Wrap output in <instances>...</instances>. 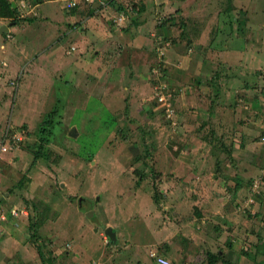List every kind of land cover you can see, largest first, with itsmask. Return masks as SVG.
Listing matches in <instances>:
<instances>
[{
    "label": "rangeland",
    "instance_id": "obj_1",
    "mask_svg": "<svg viewBox=\"0 0 264 264\" xmlns=\"http://www.w3.org/2000/svg\"><path fill=\"white\" fill-rule=\"evenodd\" d=\"M161 1L160 7L147 8V16L153 17L156 10L160 14L166 11L164 14L173 18L148 36L149 56L137 52L140 46H132L128 56L121 52L118 59L142 64L139 82L124 85L136 94L115 95L113 101L91 97L86 109L97 112L95 117L80 110L72 116L73 111L64 108L65 82L60 69L52 66V73L45 72L58 76L55 80L61 90L54 96L50 89L42 91L40 84L46 81L31 83L30 66L18 80L14 75L13 80L6 78L9 84L18 81L19 89L14 101L9 94L0 103V118L5 122L0 124V135L10 125L9 134L16 139L0 158V264H48L45 260L49 264H157L153 254L169 264H181L174 250L179 238L190 252H199L191 247V233L183 223L197 217L200 210L193 208L192 202L198 195L202 198L204 189L208 196L216 194L220 209L224 205L222 213H213L208 222L213 224L211 235L217 242L212 252L205 253L206 259L212 264H264V130L255 129L256 122L264 125V106L258 102L260 98L264 104V11L247 18L244 34H235V21L226 20V30L221 29L217 36L205 35L204 39L211 41L202 51L194 52L186 43L187 49L181 53L177 39L191 36H184L182 32L188 31L180 29L179 23L187 24L184 18L173 15L188 7L181 0ZM33 2L19 0L16 17H28ZM116 2L123 1L111 3L113 11L118 7ZM211 4L208 12L221 8L226 15L232 10L227 0H213ZM133 5V9L129 3V7L118 10L124 16L122 23L136 20L145 9L143 0ZM263 7L260 2L258 8ZM248 8L253 10L250 5ZM248 8L244 6L236 14L242 15ZM258 8L251 12H258ZM48 12L60 19L69 15L60 0L50 4L44 14ZM49 27L42 26L33 33L32 41L39 45L29 47L24 62L33 56L37 61L46 59L43 55H50L58 33L64 36L63 26ZM19 39L18 34L14 41ZM10 44L8 41L6 46ZM63 44L64 48L69 46L67 40ZM193 52L199 62L203 54L206 56L204 70L212 68L207 78H197L204 82L200 86L206 94L203 101L193 98L196 71L189 69L188 75H183L178 68L177 57ZM60 57L61 62L68 59L63 53ZM5 85L12 92L14 86ZM243 90L246 95L241 94ZM77 93L74 90L71 95L73 106H83L85 99L74 97ZM139 93H144L143 97ZM160 96L163 102L158 100ZM239 104L260 110L252 115ZM81 119L85 122H79ZM245 123L252 128L253 139L246 138ZM25 124V133L17 131ZM71 128L75 135H69ZM209 128L214 134L207 133ZM205 136L211 139L207 141ZM41 141L47 142L45 158H34L35 143ZM246 167L250 170L247 174ZM182 170L177 175L185 176H176L174 171ZM255 181L258 193L251 190ZM191 186L196 188L193 193ZM25 199L40 208L41 202L51 208L37 238L31 237L29 224L36 221L38 210L30 204L26 207ZM177 206L186 211H179ZM13 208L15 213H11ZM89 210H93L91 218L86 217ZM107 228L115 231L114 244L108 242ZM185 233L188 239H184ZM12 238L18 239L19 247ZM37 245L44 261L36 252ZM191 260L185 263L206 264Z\"/></svg>",
    "mask_w": 264,
    "mask_h": 264
},
{
    "label": "crops",
    "instance_id": "obj_2",
    "mask_svg": "<svg viewBox=\"0 0 264 264\" xmlns=\"http://www.w3.org/2000/svg\"><path fill=\"white\" fill-rule=\"evenodd\" d=\"M57 1L59 0H35V2L32 4V8L28 11L31 14L27 15L28 17L24 16V18L30 19L29 21L23 20L17 24H13L12 22H7L3 18H0V30H2L1 32H6L4 36H0V103L5 101L7 95L9 94L12 95V101H14L18 93L19 83L18 81H13L9 84L5 80L8 76L12 77V75H14L18 80L21 78L22 73L27 66H30L31 69V75L29 76L31 83L34 82L36 85H39V81L44 80L46 83L43 84L41 82L40 84L43 92H46V90L50 89L53 96L54 94L59 93L61 87L58 85V83H56L55 80L58 76H55L54 74H45V72H51L53 67H55L56 71L59 69L61 70L64 77V108L66 107L72 110V116H74L77 110H80V112L84 111L95 117L97 112L87 111L86 109V105H88L89 99L91 97H95L98 101H102L103 99H112L115 95L123 96L127 94L126 97H129L130 92H132V94H136L135 92L130 91L127 85H124L126 83L129 84L128 82L131 84L139 82V72L142 70V68L140 69L142 64L139 66L127 61L124 63L118 59L120 58L121 54L123 56H128L127 52L133 48L132 46H140L141 49L136 48L137 52L141 53L144 51L146 54L143 55L149 56V54H147L149 53L147 48L148 45H146L148 44L146 42L148 40V36L151 37L155 30L161 28L159 27V24H161L164 17L168 18V16H166L167 14H164L166 11H164L162 15L159 12H156V10L153 17L150 15L147 16V8H151L150 6L160 7L163 4V1L161 0H143L145 9H141L138 14V18H136V20H127L125 23L116 20L120 15L118 10L113 11L110 5L106 6L105 8L99 7L97 1L89 2L87 0H60L61 6L67 10V13L69 14L68 16L61 15L63 18L60 19L56 13L48 12L44 14V11L48 10L50 4ZM71 1L75 2V5L68 8L67 5ZM122 1H127L128 3L126 4H133L132 1L136 2L138 0ZM181 1L188 8H185L180 12H176V15L173 16H176L177 19L184 18L187 24L183 26L181 23H179L180 29L188 31L182 32L185 34L184 36H191L189 38H181V40L177 39L176 47L179 49L178 45L181 44V50L179 51L181 53L187 49V46L190 47L191 50H194V52L198 49H201L202 51L203 46L211 41V39L205 40V35L211 37L214 32L217 34V32H219L221 29L226 30L228 28V22L226 23V20L228 21L233 19L235 21V34H244L248 23L247 18H251V15L255 16L256 14H260L264 11V7L260 9L258 8L259 3H264V0H227V4L230 5L229 8L232 10L229 12L230 14L226 15L225 13H222L221 8H216L214 11L208 12V8H213L211 4L213 0ZM11 2L15 4V1L11 0ZM248 3L251 9L255 10L258 8V12L254 13L251 12L253 10L249 11ZM244 6L246 10L248 8V12H245L242 15H237L236 12ZM172 18L173 17H171V19ZM150 20L152 23L149 27ZM187 20H191L192 22ZM240 21L241 23H239ZM64 23L67 26L66 28L63 25ZM51 25L56 27L63 26L64 30L62 34L64 36L61 37L59 36L60 32L58 33L55 42H53L50 46V55H43L46 59H40L37 61V57L33 56L31 60L24 62L23 58L28 54L29 47H37L39 45L37 40L36 42L32 41V39L35 38L33 33L37 32L42 26L44 28H48ZM161 25H166V23ZM7 26L9 27L6 28ZM18 34L20 35V39L15 42L14 40ZM125 34H129V36ZM194 37L197 38L194 39ZM133 39H135V43L132 42ZM29 40L31 41L30 44L24 45ZM65 40H67L69 43L67 48H64L63 41ZM8 41L11 43L10 46H6ZM138 41L141 43L138 44ZM186 43H188L187 46ZM225 49L222 51H225ZM43 52L44 49L41 50L39 54L42 55ZM194 52L191 55L180 54L177 57L180 62L178 68L180 72L183 71V75H188L189 69H191V72L196 71L197 77L193 76V81L196 83L194 85L196 94L193 96V98L195 100L198 99L199 101H203L202 97H206V94L200 91V86L204 82L197 81V78L200 75L206 76L204 78H207V76L211 73L212 68L210 67L208 70H204L205 67L203 63L206 60V56L203 54L202 60L199 62L197 58L193 57ZM61 53L67 56L68 59H63L61 62ZM186 59H188V61H185ZM131 62H133V59ZM61 66H63L62 69ZM146 70L148 72V68ZM201 70L203 72H201ZM126 72L127 75L125 76L124 74ZM122 78H124L125 81H123ZM13 79L14 77H12V80ZM5 84L14 86L12 92L9 91ZM74 90L78 92V95H75L74 97L85 99L83 106H73L74 103L71 100V95L73 94ZM246 93L247 92H245V90L241 92L243 95H246ZM143 94L144 93H139L138 95L143 97ZM244 98L246 99L245 96ZM135 99V97L132 98V100ZM113 100L114 99H112V101ZM258 102L260 107L264 106L263 101H260V98H258ZM239 106L242 107L240 104ZM110 108L111 106L107 109ZM248 108L249 107H244L243 109L247 110L248 112L251 111L252 115L256 113V110H260V108H256V110L253 107H251L250 110H248ZM84 109H86V111ZM208 112L210 114V111ZM252 119L253 118H250L249 121H252ZM1 122H4V119L0 118V124ZM79 122L84 123L85 120L81 119ZM246 124L247 123L242 126L243 129L246 127V133L249 134L246 136V138L248 140L253 139V136H251L253 130ZM256 124L258 125H255L256 131L264 130V125L262 126L261 122H256ZM17 131L20 132L21 129L19 128ZM224 131L225 129L223 128V132ZM223 134L225 135V133ZM263 138L264 136L261 138L262 142H264ZM210 139L211 137H209V140ZM0 144H2V142H0ZM3 152L0 153L1 157H4L2 154ZM249 171V168L246 167L244 173L247 174ZM174 172L178 177L185 176L184 173L177 175L179 172H184L183 170ZM198 179H200V176H198ZM195 190L196 188L191 186L190 191L193 193ZM201 194L202 198L200 195H198V198L192 202V207L200 210L196 215L197 217L193 220L188 219V222L183 223V228L187 229V232L191 233L189 239L186 238L185 233L183 236L184 239H188L191 242V247H196L197 251L199 252H194V250L190 252L184 247L185 242L182 241L183 239L179 238L178 242L180 244H177L174 250L176 257L181 260V264H186L185 261L191 259V261L198 263L205 261L206 264H212L210 263V260L206 259L205 253L208 251L212 252L217 240L215 235H211V231H214L211 229L213 228V224H209L208 222L213 217V213H222L224 205L221 209L219 208V199L216 198V194H213L212 192L210 193V196H208L207 191L204 189ZM177 207L179 211L185 210L179 206ZM12 210L16 211L14 208L11 209V211ZM218 216L223 217L224 215L218 214ZM188 223L190 225H188ZM196 228L199 230H196ZM6 231L7 229H5V233ZM233 240L237 239L234 238ZM12 242L15 243V246H20L18 239L12 238ZM220 256L222 257V255ZM7 258H10V256L8 255Z\"/></svg>",
    "mask_w": 264,
    "mask_h": 264
},
{
    "label": "trees",
    "instance_id": "obj_3",
    "mask_svg": "<svg viewBox=\"0 0 264 264\" xmlns=\"http://www.w3.org/2000/svg\"><path fill=\"white\" fill-rule=\"evenodd\" d=\"M15 1V4L16 6L13 7L12 5V2L11 0H0V18H6L9 20V22H12L13 24H17L19 23L20 21H29L30 19H27V18H24V17H16V14L18 13V9H19V5L17 4L19 0H14ZM115 1L116 0H113L111 1V3L113 2V4H115ZM139 1V0H138ZM110 3V4H111ZM117 3V8L115 10H122V8L125 9L126 6L129 7V4H126L125 2H116ZM132 3H135L132 1ZM135 5V4H134ZM132 4V9H133V6ZM171 18L170 17H164L161 24L163 23H166L167 21H170ZM9 26H7L6 28H8ZM6 34V32H0V36H4ZM213 36H217L216 33L213 34ZM47 122V121H45ZM43 123V125H47L48 123ZM50 122V121H49ZM21 129L22 132L25 133V131H27V125H23L22 127H19ZM45 129H47L46 127H44ZM42 128V131H45V129ZM11 127L10 125L7 126L6 128V132H4V134L2 136H0V142H4V141H9L12 145V141L11 140H16L13 138V135L9 134L10 132H12V130L10 131ZM214 129L213 128H209L207 133H213L214 134ZM9 135V136H8ZM206 140L208 141L209 140V137L205 136ZM19 140V139H18ZM47 142L46 141H41V142H38V143H35V146H36V149L34 151V158H39V157H43L45 158V154L43 153L45 151V145ZM254 184V182H253ZM252 184V185H253ZM252 187V186H251ZM31 200V199H30ZM30 200H24V203L26 205V207H28V205H32V208L33 210H38V216L35 217L36 218V221L33 222L32 224L30 223L29 224V229L31 230V237H35L37 238V235H38V230L39 228L42 226V224L44 223L45 221V218H48L49 217V212L51 210L50 206L47 205L46 203H39L41 205V208L38 207V205H36V203H32V201ZM108 237V236H107ZM108 242L111 243V244H114V242H116V239L115 240H111L109 237H108ZM41 246L37 245L36 247V252L39 256V258L41 259V261H44V257H43V253L41 251ZM166 247V246H164ZM167 248V247H166ZM218 256V255H217ZM45 263H48L49 264V261L48 260H45L44 261Z\"/></svg>",
    "mask_w": 264,
    "mask_h": 264
},
{
    "label": "built area",
    "instance_id": "obj_4",
    "mask_svg": "<svg viewBox=\"0 0 264 264\" xmlns=\"http://www.w3.org/2000/svg\"><path fill=\"white\" fill-rule=\"evenodd\" d=\"M88 1H91V0H88ZM96 1L98 2V5L107 6L113 0H96ZM74 5H75V2L71 1V2L68 3L67 7L70 8V7H73ZM123 18H124V16L123 15H120L116 20H122ZM158 100L160 102H163L164 97L163 96H160L158 98ZM166 106L168 107L169 105L166 104ZM6 146H11V143L9 141H4V142H2V144H0V153L7 150V147ZM0 158H1V154H0ZM251 190L254 193H258L259 192V190H258V182L257 181L254 182V184L252 185ZM250 202L251 203L253 202V199L252 198L249 199V203ZM12 212L15 213L14 210ZM152 256L156 259L157 263H160V264H168V261L166 259H164L162 257H156L154 254Z\"/></svg>",
    "mask_w": 264,
    "mask_h": 264
},
{
    "label": "water",
    "instance_id": "obj_5",
    "mask_svg": "<svg viewBox=\"0 0 264 264\" xmlns=\"http://www.w3.org/2000/svg\"><path fill=\"white\" fill-rule=\"evenodd\" d=\"M12 5H13V7H15V4L14 3H12ZM2 30H0V32H1ZM69 135H75V131H74V129H71L70 130V132H69ZM93 216V211L91 210V211H88L87 213H86V217H88V218H91ZM105 234L111 239V240H115L116 239V234H115V232H114V230L112 229V228H107L106 229V232H105Z\"/></svg>",
    "mask_w": 264,
    "mask_h": 264
},
{
    "label": "clouds",
    "instance_id": "obj_6",
    "mask_svg": "<svg viewBox=\"0 0 264 264\" xmlns=\"http://www.w3.org/2000/svg\"><path fill=\"white\" fill-rule=\"evenodd\" d=\"M88 1V0H87ZM93 1H96V0H91V1H89V2H93ZM98 3V2H97ZM110 5V4H109ZM99 7H102V8H105L106 6H101V5H98ZM108 6V5H107ZM13 211V210H12ZM11 211V213H13ZM15 211V210H14ZM16 212V211H15ZM106 235V234H105ZM107 236V235H106ZM161 257V256H160ZM163 258V257H162ZM165 259V258H164ZM155 262L157 263V261H156V259H155ZM157 264H160V263H157ZM168 264H169V262H168Z\"/></svg>",
    "mask_w": 264,
    "mask_h": 264
},
{
    "label": "flooded vegetation",
    "instance_id": "obj_7",
    "mask_svg": "<svg viewBox=\"0 0 264 264\" xmlns=\"http://www.w3.org/2000/svg\"><path fill=\"white\" fill-rule=\"evenodd\" d=\"M90 208H93V205H90ZM89 211H91V210H89ZM93 211V210H92Z\"/></svg>",
    "mask_w": 264,
    "mask_h": 264
},
{
    "label": "bare ground",
    "instance_id": "obj_8",
    "mask_svg": "<svg viewBox=\"0 0 264 264\" xmlns=\"http://www.w3.org/2000/svg\"><path fill=\"white\" fill-rule=\"evenodd\" d=\"M113 3V2H112ZM118 21V20H117ZM121 21V20H120Z\"/></svg>",
    "mask_w": 264,
    "mask_h": 264
}]
</instances>
